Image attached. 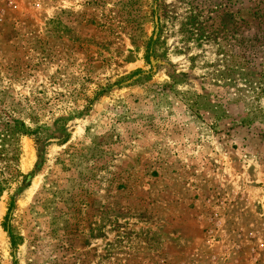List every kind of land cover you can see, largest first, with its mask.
Segmentation results:
<instances>
[{
	"label": "rangeland",
	"instance_id": "1",
	"mask_svg": "<svg viewBox=\"0 0 264 264\" xmlns=\"http://www.w3.org/2000/svg\"><path fill=\"white\" fill-rule=\"evenodd\" d=\"M0 264H264V0H0Z\"/></svg>",
	"mask_w": 264,
	"mask_h": 264
},
{
	"label": "trees",
	"instance_id": "2",
	"mask_svg": "<svg viewBox=\"0 0 264 264\" xmlns=\"http://www.w3.org/2000/svg\"><path fill=\"white\" fill-rule=\"evenodd\" d=\"M196 103V102H195ZM198 104V103H197Z\"/></svg>",
	"mask_w": 264,
	"mask_h": 264
}]
</instances>
